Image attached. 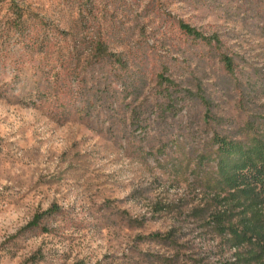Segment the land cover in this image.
<instances>
[{
  "label": "rangeland",
  "instance_id": "rangeland-1",
  "mask_svg": "<svg viewBox=\"0 0 264 264\" xmlns=\"http://www.w3.org/2000/svg\"><path fill=\"white\" fill-rule=\"evenodd\" d=\"M15 6L40 37L75 26L127 68L106 92L76 65L75 95L53 63L68 39L46 56L0 37V264H264L261 224L220 206L254 200L220 165L238 162L228 144L264 148V0H0V36Z\"/></svg>",
  "mask_w": 264,
  "mask_h": 264
},
{
  "label": "trees",
  "instance_id": "trees-1",
  "mask_svg": "<svg viewBox=\"0 0 264 264\" xmlns=\"http://www.w3.org/2000/svg\"><path fill=\"white\" fill-rule=\"evenodd\" d=\"M12 9L14 17L7 23L8 35L0 37L4 39V42L10 45L13 43L15 50L19 51L23 49L27 54L36 53L38 55L45 54L49 56L54 46V41H65L66 39L70 41L68 44V53L66 54L65 52L66 55L62 56L61 53L57 52L55 54L56 59L53 60V63L56 67L60 68V71L63 72L62 75L65 73L66 79H72L73 85H78V89L74 93L75 95L85 92V86L82 82L80 83L78 79L80 74L76 72L78 69L76 65L81 66L83 64L84 66L90 67L92 80H94L97 86L104 84L106 92L109 91L111 84H113L112 81L108 84V81L114 80L113 77L118 79L119 72L127 68V62L123 60L122 56L111 52L102 38L91 35L90 33L83 34L78 32L75 26L69 31H64L50 25L47 28L48 33L40 37L39 34L34 32V28L36 29L38 26L36 23L39 25L42 24L38 16L31 13L25 6H15ZM29 20H31V22ZM179 26L183 32L195 39H200L209 44L213 41L218 42L215 37L204 36L188 24L180 22ZM222 61L227 72L232 73L234 70L232 58L223 56ZM53 63L49 60L46 64L53 65ZM108 67L112 68V73L108 75L102 74ZM62 75L58 73L56 76H53V80L50 83L53 84L52 87L55 86L53 88L42 89L40 84H38L37 93H39L40 96L44 95L42 98L49 97V94L57 89ZM165 81L168 85H173L170 80L166 79ZM99 94L100 93L94 92L93 95ZM88 100L90 102L78 110L79 115H89L90 110L96 107L94 103L92 104V99ZM52 101L53 100H51V102ZM32 105H35L34 102H32ZM64 105L59 104L60 107H65ZM50 106L52 105L50 104ZM224 152L228 157L235 156L238 158V162L231 167L227 166L225 163H221L220 165L223 175L227 178V184L233 189H239L241 187L248 188L249 191L253 192L254 200L247 203L240 200L228 202V199H224L220 202L222 213L227 214L230 212V209H241L244 215H251L250 219L244 218V226L252 228L254 232L258 231L259 228H263L264 231V148L259 145L245 148L241 145L228 144ZM57 211L56 208H52L36 216L35 220L30 223V226H37L41 219ZM258 224H261L259 228L257 226ZM262 236V239H264V233Z\"/></svg>",
  "mask_w": 264,
  "mask_h": 264
}]
</instances>
